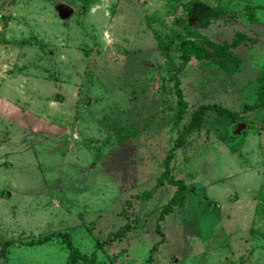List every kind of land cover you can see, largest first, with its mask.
I'll use <instances>...</instances> for the list:
<instances>
[{
  "label": "rangeland",
  "instance_id": "rangeland-1",
  "mask_svg": "<svg viewBox=\"0 0 264 264\" xmlns=\"http://www.w3.org/2000/svg\"><path fill=\"white\" fill-rule=\"evenodd\" d=\"M188 1L0 0V264H264V0Z\"/></svg>",
  "mask_w": 264,
  "mask_h": 264
},
{
  "label": "trees",
  "instance_id": "trees-1",
  "mask_svg": "<svg viewBox=\"0 0 264 264\" xmlns=\"http://www.w3.org/2000/svg\"><path fill=\"white\" fill-rule=\"evenodd\" d=\"M203 3L201 0H189L187 2V6L188 7H195L197 4H201ZM204 4V3H203ZM206 7V11H211L213 12L215 15H218L220 13V9L214 6H209L207 4H205ZM203 12L200 15V23L199 25H205L208 21V19L210 17H212L211 15H208L207 12ZM190 17L194 16V13H190L189 14ZM182 24L185 26V28L188 30V32H190L191 34H197V35H201L198 32H195V30H193L191 24H186L185 22H182ZM249 37L246 36L244 33H241V36L234 38V40L232 41V44H238L240 41H242V39H248ZM206 44H208V46H206ZM182 46V54H181V58L183 59V61H187L190 56L193 54L199 58H216L218 57V61L223 64L224 66L227 67V65H229V62L236 61L239 62V59L231 52L227 49V46L225 45H220L217 44L215 42L210 41L207 38H204L203 41L201 43L190 39V38H185L182 40L181 43ZM211 46V47H210ZM259 107H264V91L262 93V97L259 101H256L254 103H248L243 107V111L242 112H246L249 110H254L257 109ZM208 110H214L217 115L219 116H230V117H235V116H239L240 112L236 111V110H232L228 107H225L221 104L218 103H204L201 104L197 109H195L192 113V118L191 121L188 122V124L186 125L185 129H184V133H189L192 130L198 128L201 125L202 120L204 119L205 114L207 113ZM249 130L251 129H255V127L251 124V123H247ZM260 129H264V125L261 126ZM173 152H170L169 154V158L172 156ZM169 174V166L167 167L166 171L164 172L163 176H167ZM163 178V177H162ZM162 178L159 179V181L162 180ZM169 180H171L173 183L178 185V189L175 192L173 201H180L182 200L184 194H185V190H186V184L184 183L183 180H176L173 179V177H169ZM127 230V226L123 229H121L120 231H117L114 233L113 238H110L107 240V243H111L114 241L115 238H120L123 236V234L126 232ZM57 237V236H61L63 241L67 244L68 248L70 249V252L72 253V256L74 257V259H82L87 261L89 264L93 263L94 257L87 259L86 257H84L79 248L74 246L71 242L70 236L68 232H50L47 233L43 236L37 237V238H32L28 241L23 242V244L26 245H35V244H42L45 242L50 241L53 237ZM12 243V241H8L6 243V246H9ZM97 246L101 247L102 243L98 242ZM5 254V248L1 251V255Z\"/></svg>",
  "mask_w": 264,
  "mask_h": 264
},
{
  "label": "water",
  "instance_id": "water-1",
  "mask_svg": "<svg viewBox=\"0 0 264 264\" xmlns=\"http://www.w3.org/2000/svg\"><path fill=\"white\" fill-rule=\"evenodd\" d=\"M68 15H69V13H68Z\"/></svg>",
  "mask_w": 264,
  "mask_h": 264
}]
</instances>
